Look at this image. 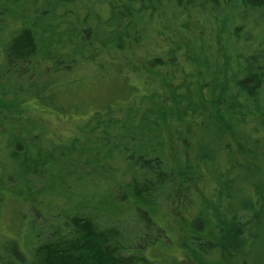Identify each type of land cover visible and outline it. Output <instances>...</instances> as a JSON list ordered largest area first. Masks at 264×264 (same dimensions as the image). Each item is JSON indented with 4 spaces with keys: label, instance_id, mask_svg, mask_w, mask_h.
<instances>
[{
    "label": "trees",
    "instance_id": "1",
    "mask_svg": "<svg viewBox=\"0 0 264 264\" xmlns=\"http://www.w3.org/2000/svg\"><path fill=\"white\" fill-rule=\"evenodd\" d=\"M5 1L16 6L21 4L20 0ZM69 3L76 9L58 13L59 7ZM83 4L84 0H44L35 6L38 9L31 15L27 14V20H23L25 14L19 16L25 23L21 30H14L8 40L9 63L29 64L31 73L45 74L43 82L32 90L36 101L50 109L57 107L61 98L63 101L71 99L72 95L67 93L48 90L50 84L59 86L65 80L50 77L49 72L78 64V55L85 57L92 67L107 69L110 65L122 71L117 66V57L127 59L129 53L139 54L144 41L148 46L155 43L154 37L147 38L149 29L162 39L156 42L154 49H141L144 51L141 58L144 70L156 71L159 75V88L145 98L149 104L140 114L131 106L133 108L124 110V116L120 117L117 111L121 108L109 104L104 111L95 110L87 124L79 125V133L65 142L41 137L47 127L45 112L40 108L39 118L36 115L34 127H28V131L15 123L9 124L5 140L11 143L12 149H8L17 164L16 171L11 173L16 181L5 187L0 177V194L3 189H9L18 196L15 202L20 210L16 226L27 228L23 238L31 235L36 242L27 253L19 233L7 238L1 246L0 264H169L163 261L169 252L158 260L147 255L149 251L158 252L155 250L163 245L171 248L165 228L157 226L154 218L160 200L168 199L171 205L178 203L180 196L192 193L193 185L206 177L204 170L213 167L207 164L220 153L225 155L222 137L227 130L222 126L226 121L243 123L246 133L261 124L264 126V28L261 31L254 28L264 23L254 14L264 9V0H108L109 14L99 19L95 28V33L105 28L107 35L102 40L101 34L96 42L90 41L91 32L94 33L91 12L89 14ZM5 10L0 7L1 30L6 22ZM247 30L255 40L245 36ZM205 36L202 43L199 39ZM87 44L91 45L90 49ZM248 44H251L249 49ZM126 49L131 52L125 53ZM100 53H107L109 58L101 59ZM209 66H219L213 83L203 80ZM234 67L236 77L229 74ZM34 79H29L30 85ZM243 96L260 102L247 111ZM1 113L0 110V117ZM190 124H198L197 129L207 132V137L214 136V141L207 144L197 140L196 153L186 150L185 159H181V155L173 153L177 148L173 137L180 139ZM3 125L0 118V126ZM211 127L215 130L212 134L208 130ZM132 128L139 142L129 148L132 139L127 138ZM20 132L25 137L21 138ZM233 133L231 127L228 136ZM250 149L246 145L243 154L239 152L243 156L240 167L247 170L246 174L233 173L232 162L224 168L218 166V173L215 169V193L222 198L219 203L214 198L215 206L211 209H206L210 202L198 207L199 212L190 220L192 253L189 257L196 264H201L197 258L206 259L223 245L232 249L236 245L248 247L261 232L257 218L264 203V171L256 172V161L248 165L247 160L252 155L244 154H249ZM116 157L126 162L124 175L132 174L131 180L123 186L122 197L127 195L129 202H135L138 207V219L149 237L144 242L141 238L137 241L134 234H131L133 237L128 235L124 226L117 224L120 222L104 225L91 211L86 212V206L80 207L92 201L91 191L85 194L87 184L99 185L100 189L105 186L100 193L103 202L108 194L113 196L109 185L114 183L112 174L120 169L111 166L115 171L110 170V174L104 172L109 171V167L99 162ZM255 159L258 161L257 156ZM249 173L252 178L247 176ZM34 179L42 183L37 189L33 186ZM245 179L251 184V190L242 193L235 206L233 194L228 195L223 189L226 184L241 185ZM198 196L192 197L200 203L205 200ZM0 200L3 201L2 196ZM67 202L72 206L60 208ZM220 204L225 205L223 228L216 223L219 212L215 207ZM26 206L32 211H27ZM13 217L14 214L10 218ZM212 228L219 242L210 236Z\"/></svg>",
    "mask_w": 264,
    "mask_h": 264
},
{
    "label": "rangeland",
    "instance_id": "2",
    "mask_svg": "<svg viewBox=\"0 0 264 264\" xmlns=\"http://www.w3.org/2000/svg\"><path fill=\"white\" fill-rule=\"evenodd\" d=\"M20 1L21 4L16 6L6 2L5 0H0V7L2 9H6V22L3 20L5 25L2 30L0 29V110L2 112L0 118L4 123L3 127L0 126V174L4 173L3 175H0V177L2 178L3 186L5 187L11 186L16 181L15 177L11 173L16 171L17 168V164L10 152V149H12L11 143H8V141L6 142L5 140L9 124L15 123L23 131H28V127H34L36 115L37 118H39V110L41 109L40 111L45 112L43 116L47 127L46 132H42L41 137H45V140L49 139L54 142H65L79 133V125H81V123L87 124V121H90L89 116L95 110L104 111L109 104L114 107L119 106L121 108V110H119L120 112L117 111V115L120 117L124 116V110L133 107H135V110L137 109L136 111L140 114L142 108L149 104L145 98H148V94L150 92L159 88V75L156 71L147 69L144 70V60L141 58V56L144 55V51L141 49H154L156 42L162 39L160 36L156 37L151 29H149L147 38L149 39L154 37L153 39L156 40L155 43L148 46L145 43L147 41H144L143 47L139 50V54L129 53L127 59L120 56L117 57V66H120L122 71L115 70V68L110 65L106 67L107 69L92 67L87 63L85 57L78 55V64L73 65L71 68L64 67L58 71L49 72L50 77H63L65 80L62 85L59 86H53L50 84L48 86V90L56 89L57 91H61V94L62 92L63 94L67 93L68 95H72L71 99H68L69 101H63L61 98L58 106L50 107V109L41 102H37L32 90L34 91L37 85L41 84V81L43 82L45 74L41 72L37 76L36 74L31 73L28 68L29 64L24 65L23 63L17 61L9 63L8 40L13 37V34L15 33L14 30H21L23 28V24L25 22L21 21L22 18L19 20V16L25 14L24 17L26 18L23 20H27V14L31 15L37 8L35 6H39V4H42L44 0ZM107 1L108 0H84L83 7L84 9L87 8L89 14L91 12L90 22L94 28H92L94 33L91 32L90 41L93 40L96 42L98 38L100 39L101 34V39L104 40L107 35L108 30H105V28H103L102 31L97 32L99 34L95 33V28L98 25L99 19L104 18L109 14ZM78 3L79 6H82L81 2ZM68 8L76 9L69 3L65 6L59 7L57 11L58 13H62ZM254 14L257 19L264 22V9L254 12ZM78 17L80 18L79 14ZM254 28L261 31L264 28V23H262L260 27ZM247 35L252 40H255L249 30L245 33V36ZM207 36L199 40L204 43ZM256 42L257 41L254 43ZM86 46L87 49L91 48V45L89 44ZM250 47L251 44H248V49ZM156 49H158V47H156ZM128 52H131V50L126 49L125 53ZM99 57L107 60L109 55L107 53H100ZM224 58L225 56L223 55V59ZM211 68L213 70L212 72ZM218 68L219 66L207 67L203 80L213 83L217 79L214 72H216ZM232 69L233 70L229 71V74H231L232 77H236V71H234L236 70V67ZM32 77L35 79L34 81L32 80V85H30L29 79H32ZM64 83L66 84L63 85ZM23 87L24 89L22 90L21 88ZM207 93H209V91H207ZM243 99L247 102L246 105L244 104L247 111L260 102L259 99L248 98L246 96H243ZM237 112L239 111L237 110ZM130 115L131 114H127V116ZM85 117L88 118L83 120ZM223 125L224 127L222 126V128L227 130L226 133H223L225 135L222 137L223 147L225 149H223V153H225V155H221L220 153L212 163L207 164L213 167L207 168V171L204 170V172H206V177L203 176V180H201L199 184L193 185L192 188L194 189L192 190V193L180 196L177 201L178 203L171 205V202L168 199L165 201L167 204L160 200L161 203L158 205L159 208L158 206L156 208L154 218L157 221V226L165 228L166 232L164 234H168V241H170L171 248L167 249L165 245H163L160 246L159 249L155 250L158 252L151 253L149 251L147 252V255L150 258L158 260V258H161V255L169 252V255H166L163 260L165 263L179 264V262H184L186 264H196L195 262H192L189 257L192 253L189 249V240L190 235L192 234L190 229V220L199 212L200 207L205 206L206 202H210L209 205L206 206V209H211L215 206V202L213 203L214 198H216L218 203L220 202L219 198H222L219 197L218 193H215L217 192L215 190V178L213 177L215 169L218 173V166H223L224 168L225 165L227 167L228 163L232 162L233 164L231 165L233 167L231 171H233V173L240 171V173L246 174L247 170L244 167H240V163L243 158L241 155L243 154V148L246 145H249L251 148L250 153L244 155H248L249 157L251 154L253 157L250 156V158H248V165L252 166L256 161L258 163L256 172L261 174L264 171V126L261 124L255 128L253 132L246 133L244 132L245 129H243V123L241 122L231 124L230 121H226ZM120 126H122V123ZM120 126H118L119 131L121 130ZM197 127L198 124H190L189 129H187L188 131L184 132L180 139L179 137H173L174 143L177 145V148L174 149L173 153L181 155V159H185L186 150L189 152L193 151L194 154L196 153L197 140L201 141V143L205 142L207 144L214 141V136L211 135V137H207L209 134L205 131L198 130ZM231 127L234 133L228 136V131ZM208 130L211 134L215 132L213 127ZM131 131H133L130 134L132 137H126L127 139H132L129 144L127 143L129 148L137 145L139 142L137 140L135 128H132ZM16 133L19 134L18 128ZM20 134L21 138L25 137L21 132ZM247 134L250 136L247 137ZM7 144H9V146ZM8 147L10 149H8ZM256 156L258 157L259 162L255 159ZM100 164H104L106 167H109V171L104 172H110V174H112L110 170L115 171V169L111 166L120 169L117 174H112L114 177V183H110L109 185V188H111L109 193L112 192L113 196L111 197L108 194V198L106 197L107 199L105 198L103 202L102 199H100V193L105 186L100 189L99 185L87 184L85 194H88L91 191L92 201L87 202V204L82 203L80 204V207L86 206V212L91 211V213L104 225H111L116 222H120L117 224L124 226L128 235L130 234V236L133 237L131 234H134V237H137V241L140 238V241L142 242L148 240L149 237L144 234L143 225L137 216L139 210L136 203L129 202L127 195L122 197V193L124 194L123 186H125L132 178L131 173L126 175L123 173L127 166L126 162L123 159L116 157L109 161H107V159L100 161L99 165ZM83 171H85V168ZM249 172L251 173L250 170ZM250 173L247 176L252 178ZM40 185H42V183H38L37 180L34 179V189L39 188ZM250 186L251 184L248 183V179H245L241 185L238 183V186L226 184L223 192L228 195L229 193L233 194L232 198L236 200L234 204L236 206L239 204L241 194H245L246 192L248 193L251 190ZM189 190L191 189L189 188ZM200 193L201 196H198ZM118 194L120 197H118ZM194 195H197L198 199L204 197L205 200L200 203V201L193 199L192 196ZM0 196L3 197V201L1 202L0 200V208H2V211H0V250L2 249V243H4L7 238L16 237L15 234L19 233L18 236L21 237L22 247L27 253H29L30 247L35 244L36 239L31 235L29 238L27 236L23 238V232H25L27 228L24 226L17 228L16 226V221L18 219L17 213L20 210L18 203L15 202L18 196L9 189H3ZM71 206L72 204L67 202L65 205H61L60 208H67ZM25 209L27 211H32L27 206ZM215 209L219 212L217 217L218 221H216L217 226L223 228L225 223V205L223 206L220 204V206H216ZM5 213L7 214L6 216ZM13 214L14 217L10 218ZM210 221L212 222V225H216L214 221ZM39 224L40 223L38 222V225ZM257 224L258 231L261 227V232L259 231L258 233L257 231L258 236L255 241L250 244V246L242 248L241 245H236L235 250L223 245L211 255L207 256L206 259H203V257L197 258V262L199 261L201 264H264V203H262V211L258 214ZM213 231L214 229L212 228L210 230V236L214 238V241L219 242L218 237L213 235ZM0 252L2 254V251ZM188 252H190V254Z\"/></svg>",
    "mask_w": 264,
    "mask_h": 264
}]
</instances>
